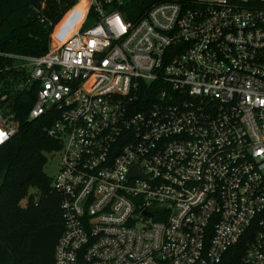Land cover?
<instances>
[{"label": "built area", "instance_id": "1", "mask_svg": "<svg viewBox=\"0 0 264 264\" xmlns=\"http://www.w3.org/2000/svg\"><path fill=\"white\" fill-rule=\"evenodd\" d=\"M76 3L17 85H37L28 118L54 111L61 143L53 264H264V0L136 18L84 0L53 37ZM18 125L0 101V144Z\"/></svg>", "mask_w": 264, "mask_h": 264}, {"label": "trees", "instance_id": "2", "mask_svg": "<svg viewBox=\"0 0 264 264\" xmlns=\"http://www.w3.org/2000/svg\"><path fill=\"white\" fill-rule=\"evenodd\" d=\"M77 0H0V97L19 120L15 133L0 144V264H53L54 247L63 224L60 194L44 167L47 153L58 149L59 139L48 135L51 109L35 118L28 111L37 85L17 87L26 77L23 55L47 50L51 26ZM154 0H131L123 8L126 18H136ZM186 4L189 0H172ZM84 0L65 13L53 37L69 20H76ZM24 201V203H21ZM243 240L228 252L238 258ZM227 254V255H228Z\"/></svg>", "mask_w": 264, "mask_h": 264}, {"label": "rangeland", "instance_id": "3", "mask_svg": "<svg viewBox=\"0 0 264 264\" xmlns=\"http://www.w3.org/2000/svg\"><path fill=\"white\" fill-rule=\"evenodd\" d=\"M92 20H93L92 16H87L84 24L86 25L87 23L91 22ZM47 156H48V160L45 164L44 169L48 174H50L52 176L58 168L60 153L58 151L52 150V151L47 153ZM21 203H24V201H22Z\"/></svg>", "mask_w": 264, "mask_h": 264}]
</instances>
